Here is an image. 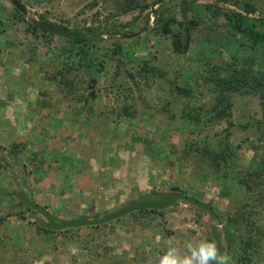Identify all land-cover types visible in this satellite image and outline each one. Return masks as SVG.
Returning <instances> with one entry per match:
<instances>
[{
  "label": "rangeland",
  "instance_id": "rangeland-1",
  "mask_svg": "<svg viewBox=\"0 0 264 264\" xmlns=\"http://www.w3.org/2000/svg\"><path fill=\"white\" fill-rule=\"evenodd\" d=\"M166 1L145 0L148 7L141 11L139 7L143 0H20L19 3L25 10L21 13L25 22H29V19L40 22L42 19L55 27L63 26L73 31L97 26L100 29L101 35H97L99 38L98 42L94 43V50H97L99 55L103 51L105 53L100 58V72H95L93 76L96 98L88 102L90 108L84 109L88 111L87 114L86 111L80 112L79 108L71 109L70 105L66 104V107L59 111V116H56V107L49 115H41L40 112L28 111L25 106L28 96H33L39 101L38 97L44 91L45 97L50 93L57 95L59 86L48 80L49 77L46 78L42 68L38 72L36 64L33 66L26 63L27 60L24 62V59L31 56V48L40 62L45 58L44 39H31L32 37L28 36L11 16L9 1L0 0V43L4 42L8 51L18 53L22 48L27 52L18 59L19 62L23 60L21 69L16 66L5 67L8 63L6 54H0V101L4 103L0 106V135L5 134V137L11 140L27 139L23 156L28 159H23L22 163L27 170H32L28 189L35 204L39 205L41 202L54 217L65 220L94 214L104 216L122 207L125 202L146 199L149 195H152L149 199H153L155 193L176 192L187 196L194 195L199 197V201L210 203L216 219L181 202L172 208L163 209L165 212L157 221L164 229V239L162 238L161 248L154 254V258H159L164 252L165 242L170 238L174 245L183 251L186 242L205 240L211 226L220 231L221 241L225 237H232L234 227L226 225V217L232 211V198L238 200L234 191L240 190L236 182L229 181L228 178L217 179L210 175H201L200 167H196L191 173L180 164L173 152L178 148H187L189 144L199 148L207 144L216 146L218 138L224 134L225 124L190 127L188 123L178 120L182 103L179 97L169 91L166 81L153 78L142 82L138 77L131 80L125 75V68L129 65L116 66V59L123 58L118 54L121 52L126 60L131 61L134 71L141 65V60H147L150 67L167 72L170 81L188 87L194 82L195 71L201 70L200 63L204 57L226 59L228 53L220 49L223 43H238V36L228 34L224 23L207 16L199 18L201 23L191 31V43L186 54L173 55L168 38L156 37L151 32L153 20L150 13ZM195 1L203 10L205 5L208 9L214 5V0ZM251 1L258 11L251 15V18L264 19V0ZM93 2L95 5L91 6ZM222 7L229 8L225 4ZM177 10L173 8L171 13L175 14ZM166 12L167 10L165 14ZM168 12L170 13V9ZM189 15L187 13L184 18L188 20ZM106 17L108 19L104 20ZM123 23L131 25L119 31L129 29L130 32L115 36L118 39L111 38L108 33L111 32L113 36L117 25ZM133 34L135 35L130 37ZM67 39L68 37L53 34L48 46L52 56L73 55L69 53L71 47ZM19 43H29L30 46L26 49ZM118 45L121 51H114ZM51 53H48L47 57H50ZM251 54L256 55L254 52ZM237 56L238 54L235 57ZM73 60H78L75 52ZM253 66L254 64L250 67L254 68ZM89 73L90 71L86 70V75ZM193 91L197 104L209 100L212 95L204 84L193 87ZM231 101L230 137L236 142L258 138L259 131L253 124L259 118L256 98L250 95H233ZM126 108L132 119H127L121 113V110ZM163 109H168L169 113H163ZM41 111L44 112V109ZM111 121L119 124L125 131L128 130L130 136L137 135L145 139L148 148L144 149L138 142L132 143L129 148H122L123 146L112 139L107 131ZM244 124L249 126L242 128V131L236 130L239 125ZM11 128L14 129L13 132ZM217 133L218 135H215ZM166 142L168 144L165 145ZM77 144L85 148V157L81 155V146H75ZM239 151L242 160L237 162L242 165L250 152ZM58 161L64 163V169ZM60 171L62 174L66 171L71 176L66 178L64 175L62 178ZM4 175L7 176V173H0V180ZM61 184L64 187L59 192ZM174 186L176 190H173ZM3 192L0 185V194ZM261 220L264 227V218ZM124 223V218H121L120 222L115 223L111 231H108L112 240L105 243L106 246L112 247L111 253L119 255L126 252V256L131 257V252L135 249L139 250L144 246L153 249L156 239L153 237V240L148 241L143 234L145 228L137 225L134 220ZM107 230L108 228H102L100 232L96 231L102 234ZM88 231L79 229L78 236L89 233ZM262 231L258 237L259 256L253 258L250 264H264V228ZM66 236L67 239L71 238V232ZM57 239L59 243L48 249L50 255L34 264L99 263L100 260L92 257V254H95L100 258L101 251L96 247L90 254L75 248L71 240L65 241L60 235ZM131 245L134 246L132 250ZM9 252L6 256L17 257ZM121 261L126 260L121 258ZM147 264L155 263L149 261Z\"/></svg>",
  "mask_w": 264,
  "mask_h": 264
},
{
  "label": "trees",
  "instance_id": "trees-1",
  "mask_svg": "<svg viewBox=\"0 0 264 264\" xmlns=\"http://www.w3.org/2000/svg\"><path fill=\"white\" fill-rule=\"evenodd\" d=\"M17 1L20 2V0ZM195 2V0H167L165 3L158 5V9L150 13L153 20L152 34L159 38H168L173 55H185L191 43V31L198 23H201L199 18L207 16L208 18H217L225 24L228 34L233 37L238 36V40H236L238 43H223V47L220 48L228 53L226 59L204 57V61L202 60L200 63L202 66L201 70L197 69L195 71L194 82L188 87L179 85L176 81H170L167 78V72L160 68L150 67L147 65V60H141V65L137 68V71H134V67H131L132 65L130 64L131 61L126 60L121 52H118V54L123 58L116 59V66L119 67L120 64L129 65L128 68H125V75L131 80L138 77L142 82H147L153 78L166 81L169 91L179 97L182 103L181 109L178 111V120L188 123L190 127H200L203 124H225L224 134L220 135L216 146L207 144L199 148L189 144L187 148H178L173 152L180 164L191 171V173L196 167H200L201 175H210L212 178L215 177L217 179L228 178L229 181H234L239 186L240 190L234 191V196L236 195L238 200H235L237 199L235 197L232 198V211L226 217V225L234 227L232 237H225L221 241L220 231L216 227L211 226L206 233L205 240L215 241L221 253L225 250L228 264H250L253 258L255 259L259 256L257 253L258 237L264 228L261 220L264 218V129H262V127L264 128V19L251 18V15L255 12L258 13L251 0H214L213 6L215 7L210 6V9H208V6L205 5L204 10L203 7L195 4ZM219 4H221L220 7L218 6ZM224 4L229 8H223L222 5ZM93 5H95V2L91 4V6ZM147 7L148 3L143 0L139 9L144 11ZM173 8L178 9L177 13H171ZM169 9L170 13L168 12ZM165 10H167V14H165ZM187 13L190 14L188 20L184 18ZM11 16L14 17L17 24L22 26L28 36L32 37L31 39H44L46 45L45 58L41 59L43 63L34 56L33 48H31V56L24 59V62L27 60L26 63L28 64L33 66L36 64L38 72L43 69L42 72L46 73V78L49 77L48 80L59 86L57 95L53 94V96L50 93L45 97L44 91L38 97L39 101L33 96H28L29 98L25 99V106L28 111L49 115V112L56 107L55 111L57 114L55 115L59 116V111L63 110L66 104L70 105L71 109L79 108L80 112L86 111L84 109L87 107L90 108L88 102L96 98L93 90L95 84L93 76L95 72H100V58L105 53L103 51L99 55L97 50H94V43L98 42V39L89 38L101 35L99 27L77 30L85 34L86 37L84 39H67L71 47L69 53L73 55H57L54 57L52 56V51H48L50 50L48 46L53 36L52 33L36 27L30 22H25L21 13L12 6ZM111 16L109 15V17ZM107 19V17L104 18V20ZM40 22L54 26V24L42 19ZM130 25V23L119 24L114 30L113 36L111 32L108 35L111 38L118 39L115 36L130 32L129 29L124 32L119 30ZM58 27L66 29L63 26ZM4 44V42L3 44L0 43V54H6L8 61L4 66L7 68L13 66L22 67L21 62L23 60L21 59L19 62L18 59H20V55L23 53L25 55L27 52L23 51L22 48L19 49L18 53L8 51ZM24 46L27 49L30 44H23L22 47ZM114 51H121V47L118 45ZM74 52L77 53L78 60H73ZM253 52L256 55H252L251 53ZM48 53H51L50 57H47ZM236 54H238L237 57H235ZM123 59L126 61H123ZM252 64H254V68L250 67ZM45 68L46 70L44 71ZM86 70L90 71L87 75ZM131 70L134 72H131ZM202 84L208 87L212 95L209 100L197 104L195 103L196 94L193 91V87ZM233 95L248 97L250 95L258 101L259 118L253 124L259 131V137L255 140L243 139L236 142L234 138L230 137L229 129L232 127L231 98ZM189 99L192 100L188 102ZM3 105L4 103L0 101V106ZM42 109H44V112L41 111ZM121 111L127 119H132L130 113L127 112V108ZM163 113H169V110L165 111L163 109ZM248 126L247 124L239 125L236 130L242 131V128L246 129ZM13 131L14 129L11 128V132ZM107 131H109L110 137L117 140L124 149L129 148V145L135 142L142 145L144 149L148 148L145 139H141L137 135L130 136V133L128 134L129 131H125L117 123L109 122ZM215 135H218V133ZM26 140H21L20 138L11 140L7 139L5 134L0 135V173H7V176L4 175L0 181L5 185L6 189L4 192L9 195H0V264H34L37 261H42L44 257L50 255L48 249L59 243L57 239L59 235L65 241L71 240L74 247L80 249L81 252L85 251L92 254L91 251L94 247L99 249L101 251L100 258L98 255L92 254V257L100 260L98 264H147L149 261L155 264L158 263V256L154 258V254L161 248V240L164 239V229L157 220L163 215L165 210L140 209L122 217L125 223L134 220L137 225L140 224L143 229L145 228L143 234L148 241L153 240V237L156 239L153 249L148 246H144L139 250L135 249L134 252H131V257H127L126 252L114 255L111 253L112 247L106 246L105 243L112 240L108 231H111L112 226L120 222L121 218L102 225L61 231L44 229L28 219L27 214L30 210L20 201L10 196V193L17 190H21L25 195L30 196V190H24L21 181V175L23 174L30 188L29 175H31L32 170H27L22 163L23 159H28V157L23 156L26 150ZM166 144L168 143L166 142ZM75 146L80 147L81 145L77 144ZM80 149L81 155L85 157V148L81 146ZM239 150L250 152V155L245 162H242V165L239 164L242 160L241 153H238L240 152ZM58 163L64 169V163L60 161ZM76 164L79 165L78 163ZM60 174L62 178L64 175L68 178L70 175L66 171H63V174L60 171ZM63 187L64 185L60 186L59 192H61L60 189ZM173 190H176L175 186ZM151 196L149 195L145 198H150ZM190 197L199 200L198 196L191 195ZM32 200L34 201V198ZM128 203L125 202L124 205ZM39 205H42V203L40 202ZM43 208L47 210L45 206ZM259 221L261 223H258ZM102 228H108V230L99 234ZM79 229H88L89 233H84L79 237ZM96 230H99V232ZM68 232H71L72 236L69 239L66 236ZM167 241L165 242L164 251L167 248ZM88 246H90L89 250ZM133 247L131 245V250ZM9 251L16 254L17 257L6 256ZM121 258L126 261L122 262Z\"/></svg>",
  "mask_w": 264,
  "mask_h": 264
},
{
  "label": "water",
  "instance_id": "water-1",
  "mask_svg": "<svg viewBox=\"0 0 264 264\" xmlns=\"http://www.w3.org/2000/svg\"><path fill=\"white\" fill-rule=\"evenodd\" d=\"M10 5L18 12L24 13L25 10L23 6L17 0H8ZM32 25L39 27L41 29L46 30L47 32L58 34L61 36H65L68 38H79L84 39L86 37L85 34L69 30L63 29L60 27L50 26L45 23L36 21L34 19L28 20ZM130 35V37L134 36ZM90 39H98V36H91ZM22 186L24 190H28V184L25 176L21 175ZM10 196L14 197L16 200L20 201L23 205H25L30 212L27 214V218L31 221L35 222L38 226L53 231H61L66 229L73 228H82V227H90L96 225H102L109 223L111 221L122 218L136 210L140 209H150L160 211L166 208H172L176 206L178 202H183L188 205H191L203 212H205L208 216L213 219H216L209 202H202L196 200L190 196L176 193V192H164V193H155L153 194V199H141L137 201H131L128 204L113 210L112 212L100 216L98 214L90 215V216H80L72 219H59L57 217L52 216L49 212L44 210L39 205L35 204L32 200L31 196H26L23 191H16L10 194ZM223 254L226 255V252L223 251Z\"/></svg>",
  "mask_w": 264,
  "mask_h": 264
},
{
  "label": "clouds",
  "instance_id": "clouds-1",
  "mask_svg": "<svg viewBox=\"0 0 264 264\" xmlns=\"http://www.w3.org/2000/svg\"><path fill=\"white\" fill-rule=\"evenodd\" d=\"M158 264H228V257L220 252L215 241H188L182 251L170 238Z\"/></svg>",
  "mask_w": 264,
  "mask_h": 264
},
{
  "label": "crops",
  "instance_id": "crops-1",
  "mask_svg": "<svg viewBox=\"0 0 264 264\" xmlns=\"http://www.w3.org/2000/svg\"><path fill=\"white\" fill-rule=\"evenodd\" d=\"M1 186H2V189H3V191L6 189L5 188V185L3 184V183H1L0 184ZM17 191H19V190H17ZM21 191V190H20ZM28 191V190H27ZM14 192H16V191H14ZM13 193V192H12ZM11 194V193H10ZM0 195H3V196H9L7 193H5V192H3V193H1ZM27 196V195H26ZM80 217V216H79Z\"/></svg>",
  "mask_w": 264,
  "mask_h": 264
},
{
  "label": "flooded vegetation",
  "instance_id": "flooded-vegetation-1",
  "mask_svg": "<svg viewBox=\"0 0 264 264\" xmlns=\"http://www.w3.org/2000/svg\"><path fill=\"white\" fill-rule=\"evenodd\" d=\"M150 198H151V197H150ZM39 206L43 208L44 205H39ZM43 209H44V208H43ZM44 210H46V209H44ZM46 211L50 213V211H48V210H46ZM50 214L53 216L52 213H50Z\"/></svg>",
  "mask_w": 264,
  "mask_h": 264
}]
</instances>
